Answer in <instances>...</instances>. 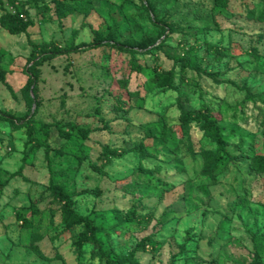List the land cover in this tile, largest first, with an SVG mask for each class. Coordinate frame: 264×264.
<instances>
[{
  "label": "rangeland",
  "instance_id": "obj_1",
  "mask_svg": "<svg viewBox=\"0 0 264 264\" xmlns=\"http://www.w3.org/2000/svg\"><path fill=\"white\" fill-rule=\"evenodd\" d=\"M88 1L62 16L56 0H0V113L31 118H0V264H116L61 222L58 189L95 223L109 226L114 209L144 217L112 236L123 255L160 242L134 252L140 264H264V172L249 164L264 153V0ZM68 45L84 50L45 60L29 86L33 56ZM168 70L173 87L150 82ZM206 101L245 154L210 174L200 150L211 142L194 124L180 131L181 108ZM155 167L150 180L140 170Z\"/></svg>",
  "mask_w": 264,
  "mask_h": 264
},
{
  "label": "trees",
  "instance_id": "obj_2",
  "mask_svg": "<svg viewBox=\"0 0 264 264\" xmlns=\"http://www.w3.org/2000/svg\"><path fill=\"white\" fill-rule=\"evenodd\" d=\"M59 6V11L62 16H66L70 13L87 11L90 7V2L88 0H56ZM220 5H226L227 0H217ZM258 15L264 18V14L261 10H258ZM250 15H254V11H250ZM11 18L16 19L18 16L11 15ZM20 20V19H18ZM17 29L15 31H24L26 28V24H21L20 21L15 23ZM92 46V45H91ZM84 50L83 47L68 45L64 47H54L52 49L42 48L38 57L33 56V64L28 69V81L27 84L29 86H34L36 84L37 75L39 73V69L37 66L43 63L45 60L52 58L55 55L79 52ZM133 68L139 69L137 64L132 65ZM150 82L156 84L158 86H166L173 87L174 86V74L171 70L168 71H157L150 78ZM120 104V103H119ZM182 111V122L180 125L181 137L182 135H188V129L191 124H194L202 133L204 137H207L208 141L211 142V146L206 148L205 146L201 147V155L204 158V169L205 173L210 174L213 169L218 168H227L230 164H234L236 160H239L245 154H243V149H239V153H235L229 149L230 141L227 137H225L222 128L218 124L219 117L217 116V107L210 104L208 101L203 102L200 107L197 108H181ZM29 112H27L22 117H14L13 115L7 114L5 112L0 113V118L8 121L11 124L16 123L18 126L28 125L31 118L26 121ZM145 130L148 132V136H156V132L151 126H147ZM78 132L82 133V136L85 135L84 130H79ZM61 133V132H60ZM164 133V132H163ZM161 138L165 140V134L161 135ZM183 146L190 152V145L185 144V140L183 141ZM181 138L177 140V144L174 147V151L177 152L180 148ZM138 154L141 157L144 156H158V150L155 148L149 149L147 146H143L142 144L136 147ZM105 153L107 160L110 159V156H115V150L110 149L105 146ZM250 167L256 170L257 172H264V153H252L249 159ZM103 171V169H99ZM142 170L150 180L154 171H157V167L153 169L142 168ZM58 195L64 200V203L60 206L61 213L60 218L61 222L64 223L65 227L69 230H73L75 227L80 226L82 231L81 234L84 237V240L90 241L95 246V251L93 255L98 256L100 259H105L108 262L116 263V264H140L139 260L134 258L135 251H143L147 247L151 250H155L160 246V242L156 241L153 236H145L142 237L135 245L133 250L129 255H123L122 253H116L114 251V247L112 246V236L114 234H118L120 231V225L124 221H144L146 220L144 217H140V214L136 213V211L131 210L127 213L125 218H122L121 213L114 209L113 214L116 218L114 222H112L109 226H105L104 223H95L94 220L90 219L88 216L80 215L74 212L69 204L70 199L65 192L61 189L57 190ZM20 218H25L20 215ZM27 227H30L31 224L26 223ZM104 239V240H103ZM108 242L109 244L105 246L104 242ZM182 251H185L182 249Z\"/></svg>",
  "mask_w": 264,
  "mask_h": 264
}]
</instances>
